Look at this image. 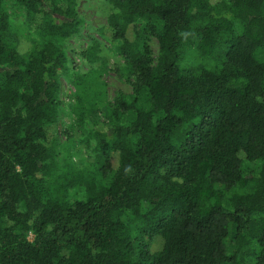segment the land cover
<instances>
[{
	"label": "trees",
	"instance_id": "1",
	"mask_svg": "<svg viewBox=\"0 0 264 264\" xmlns=\"http://www.w3.org/2000/svg\"><path fill=\"white\" fill-rule=\"evenodd\" d=\"M108 2L131 93L61 170V80L99 76L69 74L76 0H0V264H264V0Z\"/></svg>",
	"mask_w": 264,
	"mask_h": 264
},
{
	"label": "rangeland",
	"instance_id": "2",
	"mask_svg": "<svg viewBox=\"0 0 264 264\" xmlns=\"http://www.w3.org/2000/svg\"><path fill=\"white\" fill-rule=\"evenodd\" d=\"M76 9L81 19L79 32L63 44L68 57L69 74H72L71 79H73L75 76L88 74L94 70L99 76L96 79L97 83L87 88L85 94L80 97L77 96L76 88L69 78L63 77L61 80L60 118L57 127L59 135L57 162L61 170L65 169V165L81 169L91 161L92 154L88 143L92 144L88 136L96 127L90 114L86 113L80 118L82 111L96 109L98 124L104 126L107 124L106 107L117 98L119 93L124 95L131 93L124 61L117 52L119 43L112 42L107 36L102 35L112 6L108 0H76ZM11 19L17 27L16 46L21 53H24L31 47L36 33L25 22L22 14L11 16ZM108 33L105 30V35ZM93 43L99 45L101 60L91 65L80 54ZM149 46L155 58L158 54L157 41L151 38ZM258 58L264 60V51L258 53ZM243 168L246 171L256 169V165L248 163ZM80 197L81 195L77 194V198Z\"/></svg>",
	"mask_w": 264,
	"mask_h": 264
}]
</instances>
